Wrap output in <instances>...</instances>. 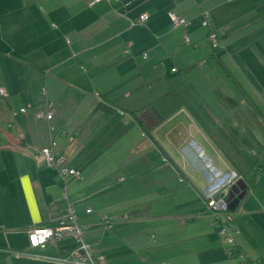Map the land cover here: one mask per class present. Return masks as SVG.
Wrapping results in <instances>:
<instances>
[{
	"label": "crops",
	"instance_id": "0c3cea01",
	"mask_svg": "<svg viewBox=\"0 0 264 264\" xmlns=\"http://www.w3.org/2000/svg\"><path fill=\"white\" fill-rule=\"evenodd\" d=\"M0 87V264H76L59 258L73 238L29 241L69 204L102 264H264V0H0ZM146 105L151 133L133 113ZM52 139L81 179L48 164ZM125 142L132 166L110 151ZM234 172L230 243L203 191Z\"/></svg>",
	"mask_w": 264,
	"mask_h": 264
},
{
	"label": "built area",
	"instance_id": "2783aa9c",
	"mask_svg": "<svg viewBox=\"0 0 264 264\" xmlns=\"http://www.w3.org/2000/svg\"><path fill=\"white\" fill-rule=\"evenodd\" d=\"M98 1L100 0H89V3L94 4ZM148 17L149 14L145 12L139 16L138 21L140 23H144ZM171 17L174 26H187L190 23L188 18L177 14L174 11H171ZM203 24L209 28L208 37L212 45L217 46L219 44V34L209 11L203 12ZM185 40L189 42L190 38L186 35ZM130 51L131 48L128 46L126 52ZM146 55L147 53H145V56ZM7 94L6 88L0 87V98L6 96ZM19 111H27V106H22ZM45 116L50 122L54 118L53 103L51 101L46 102ZM51 128H53L52 125ZM62 133L65 134L66 132L63 131ZM42 151L48 164L56 166L62 176H73L77 179L82 178L81 173L69 164L66 154L62 153L56 148V142L54 140H52L49 145L44 146ZM240 178H242V175L234 172L231 174L229 180L224 186H216L203 191L207 207L211 210V212L216 217V220L220 223V231L230 243L235 242L236 228L232 222L234 212L231 210L227 198L232 185ZM88 211H90V209H88ZM83 234L84 228L78 221V215L74 209V206L73 204H69L68 213L64 219L54 224L36 225L29 228V241L33 247L45 248L49 242H56L63 238L70 237L75 240L76 246L68 253L60 256L59 258L61 260L67 262L72 261L76 264H102L101 260L103 259V256L93 253L90 244L86 242ZM77 252H83L85 258H77Z\"/></svg>",
	"mask_w": 264,
	"mask_h": 264
},
{
	"label": "trees",
	"instance_id": "16d2710c",
	"mask_svg": "<svg viewBox=\"0 0 264 264\" xmlns=\"http://www.w3.org/2000/svg\"><path fill=\"white\" fill-rule=\"evenodd\" d=\"M195 66L196 65L194 64V65L188 67L186 69V71L189 70V69L194 68ZM133 113L136 116V118L140 121L142 127L144 128V130L147 133H151V131L156 127V125H158L162 121V116L151 105L143 106L140 109L133 111ZM52 140H54L56 142V148H57V141L55 139H52ZM62 153H64V152H62Z\"/></svg>",
	"mask_w": 264,
	"mask_h": 264
},
{
	"label": "rangeland",
	"instance_id": "374dc122",
	"mask_svg": "<svg viewBox=\"0 0 264 264\" xmlns=\"http://www.w3.org/2000/svg\"><path fill=\"white\" fill-rule=\"evenodd\" d=\"M195 65H198V63H196ZM222 68L224 69V71H225V67H224V65H222ZM235 73V72H234ZM230 74V73H229ZM228 74V75H229ZM234 75H236V73L235 74H233V76ZM231 76V75H230ZM232 78V77H231ZM228 79V78H227ZM223 81H225L226 82V79H222ZM236 83V84H235ZM225 84V83H224ZM237 82L235 81V80H233V78L231 79V81H229V79H228V81L226 82V84H225V86H224V89L226 90H229L230 88L231 89H233V90H235V86L237 87ZM237 93H239L240 94V96L242 95L240 92H239V90L237 89ZM237 98H240L239 97V95H237ZM159 105V104H158ZM153 106V105H152ZM154 108H156L157 107V105H156V107H155V105L153 106ZM110 145H112V144H110ZM133 146V144L132 143H129V142H125V143H120V144H113L112 146H110V151H119V152H121V153H123V154H125V158L122 160V161H125V162H127V163H129V165L130 166H132V163L134 162V161H136V160H133V159H128L129 158V156L130 155H133L132 153H131V150H132V147ZM122 154V155H123ZM111 162V161H110ZM125 167V166H124ZM126 194H129L130 195V193H126Z\"/></svg>",
	"mask_w": 264,
	"mask_h": 264
},
{
	"label": "water",
	"instance_id": "95a60500",
	"mask_svg": "<svg viewBox=\"0 0 264 264\" xmlns=\"http://www.w3.org/2000/svg\"><path fill=\"white\" fill-rule=\"evenodd\" d=\"M1 137V136H0ZM247 193V183L243 179L237 180L231 187L230 193L228 195V202L231 209H235L240 200Z\"/></svg>",
	"mask_w": 264,
	"mask_h": 264
}]
</instances>
